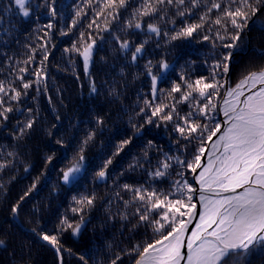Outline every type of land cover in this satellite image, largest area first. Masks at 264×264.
<instances>
[{
  "label": "snow or ice",
  "instance_id": "snow-or-ice-1",
  "mask_svg": "<svg viewBox=\"0 0 264 264\" xmlns=\"http://www.w3.org/2000/svg\"><path fill=\"white\" fill-rule=\"evenodd\" d=\"M65 12L70 23L65 22ZM262 15L264 0H78L60 7L57 0H0V127H7L10 114L26 116L16 121L11 133L18 142L30 134L39 119V96H47L52 103L48 95L49 58L57 47V33L68 37L80 29L76 40L62 51L82 59L90 95H99L109 84L104 81L98 87L90 71L96 63L94 53L104 43L114 45L124 64L136 68L141 67L140 61L148 53L146 45L153 39L156 48H161L178 40L191 43L200 37V42L208 41L213 49L202 63L207 75H197L195 61H188V69L170 80L175 66L167 58L144 62L142 75L149 81L148 92L137 93L136 104V116L143 123L132 124L133 136L115 145L94 179L106 182L111 178L115 158L150 126L171 128L177 134L175 154L148 140L116 174L111 197H98L95 191L73 196L74 206L61 213L50 230L37 231L41 227L37 218L36 227L30 231L54 249L59 264H63V252L75 255L80 264H264V60H253L264 58ZM58 17L59 23L54 22ZM41 18H47V23L40 25ZM26 22L35 27L25 33ZM137 32L148 39L136 43L120 35ZM21 34L29 42L22 46L23 58H18L9 50L13 43L20 46ZM249 53L252 56L244 60ZM74 63L69 57V64ZM119 74L126 79L124 67ZM140 76L133 73L132 80ZM161 83L169 87L161 88ZM116 84L115 80L110 82L108 94L119 97ZM28 100L37 107H27ZM56 119L60 120L59 115ZM94 123L95 128L85 131L73 162L60 169L59 180L65 185H75L87 171L85 149L103 131L104 117L96 116ZM70 127L80 131L78 124ZM55 143L61 148L67 146L63 136ZM20 147L18 143L6 153L0 148V192H6L16 180L20 166L24 173L31 174L33 165ZM56 159L55 152L45 155L44 171L9 205L13 219L21 216L41 178L55 171ZM137 169L143 183H119ZM6 170L13 173L7 180L3 177ZM165 183L167 188L159 187ZM98 199L106 201V219L99 228L118 223L119 235L101 245H95V236L90 237V246L84 252L73 253L61 241L65 233L70 232L79 241L88 232L92 224L88 213ZM41 207L33 205L30 215L38 217ZM24 227L23 222L18 224L20 230ZM92 231L95 233L96 226ZM4 244L0 239V246Z\"/></svg>",
  "mask_w": 264,
  "mask_h": 264
},
{
  "label": "trees",
  "instance_id": "trees-1",
  "mask_svg": "<svg viewBox=\"0 0 264 264\" xmlns=\"http://www.w3.org/2000/svg\"><path fill=\"white\" fill-rule=\"evenodd\" d=\"M77 2L78 0H57V6L72 5ZM68 11H71V9ZM64 15L65 22L70 23L68 12H65ZM89 16H91V13H89ZM261 18L264 19V15ZM15 19L13 17V20ZM54 22L59 23V17ZM87 22V20L84 21L85 25ZM46 23L47 18H41L39 21L40 25ZM34 27V23L26 22L24 32H29ZM79 30H75L76 34H70L68 37H59L58 33L54 36V42L57 43V47L53 50L54 55L49 58L50 79L48 80V95L51 96L52 103L51 105L48 103L45 95L39 96L38 107L40 115L30 134L19 142L13 139L11 133L15 131L14 125L16 121L27 118L17 113L10 114L7 127H0V148H2L3 152L12 151L17 148L19 143L21 146L19 150L28 153L25 159L33 165L30 175L24 173L23 167L20 166L15 173L16 180L7 186L6 192H0V239L5 241V244L0 246V264H59V259L54 249L30 231L31 228L36 227L37 218H39L41 224L37 231L50 230L61 213L66 212L70 206H74L72 205L73 196L88 195L95 191L98 197H104L105 195L111 197L114 192L113 179L116 174L127 167L132 157L140 152L148 140H153L163 151L168 152L171 149L172 153L175 154L177 134L172 133L171 128L165 129L163 126L160 128L150 126L143 132L141 137L134 138L133 145L115 158L111 178L106 182L94 179L95 173L102 166L103 161L111 156L115 150V145L121 139L133 136L134 129L132 124L143 123L142 119L136 116L139 111L136 104L137 93L141 92V90L144 93L148 92L149 81L142 75V65L146 60L151 59L156 62L165 57L170 63H174L175 72L169 77L170 80L176 79L177 74L182 69H188V61H195L194 68L197 75H207L206 67H202V63L213 49L208 41L200 42V37H196L191 43L178 40L173 42L172 45L161 48H156L155 40L153 39L146 45L148 53L140 61V68L126 66L121 56L115 51V46L104 43L101 50L94 53L96 63L90 68V71L96 79L98 87L104 81H109V84L101 88L99 95H90L87 78L83 73L82 59L74 53H63L62 51L65 47H70L73 40H76ZM120 35L122 39H132L136 43L148 39L146 35L139 32L135 35H125L124 33H120ZM252 35L253 37L256 36L255 31ZM18 38L20 46L18 47L13 43L9 51L15 52L18 58H23L25 50L22 46L29 41H26L22 34ZM161 43L163 44V41ZM256 43L257 41L254 39L253 44ZM250 56H252L251 53L243 59L248 60ZM69 57L75 61L74 64H69ZM101 57H104L105 60L101 61ZM39 59L38 55L37 60ZM253 60L258 63L264 58L253 57ZM176 61L178 63H175ZM208 62L211 63V60ZM35 66L33 65V67ZM121 67L125 69L126 79L119 74ZM137 72L141 73V76L138 80L133 81L132 74ZM77 74H79V80L77 79ZM0 78H2V75H0ZM28 78L30 79L31 77ZM236 78L235 76L233 77V82H235ZM113 80L117 82L116 87L120 91L119 97L108 94L110 82ZM159 87L167 89L169 84L161 83ZM30 92L35 95L34 89L30 90ZM140 105L143 106L142 99L140 100ZM26 106L36 108L37 104L28 100ZM184 110L186 111L187 109L185 108ZM57 115L60 117L59 121L56 119ZM96 116L104 117L105 124L103 131L98 132L95 140L89 143L85 149L84 154L89 165L87 171L75 185H65L59 180L60 169L66 168L73 162L85 131L96 127L94 123ZM84 121H92V123H84ZM77 124L80 131L70 127V125ZM54 125L55 127H53ZM49 132H52V135H49ZM61 136L67 142L65 148H61L55 143L56 139ZM73 136L75 137L74 139ZM53 152L57 154V159L54 161L55 171L47 172V180L45 177L41 178L40 183L37 185L39 190L33 192L31 198L24 205L19 218L27 229L20 230L18 228L19 223L11 217L9 205L23 194L26 187L33 182L34 177L39 176L44 171V157L45 155H51ZM187 158L191 159V155ZM153 160H155V157H153ZM12 174L11 171L6 170L3 173V177L7 180ZM141 175L140 170L137 169L135 172L127 173L126 176L119 180V183H143V179H139ZM189 179H191L190 174ZM159 187L167 188L168 185L165 183L159 185ZM125 199H127L126 195ZM37 204L42 206L41 212L38 217H33L30 215V209ZM105 204L106 201L97 200L95 208L88 213L92 218V224L89 225L88 232L79 241L72 237L70 232L65 233L61 241L65 248L71 249L73 253H82L86 247L90 246L88 244L90 237L95 236V245H101L103 241L112 240L114 235H119L117 229L120 225L118 223L115 227L108 224L104 230L99 228V225L106 219L104 215ZM112 211H116L115 205ZM68 215L71 217L70 212ZM93 226H96L95 233L92 231ZM49 234L52 233L49 232ZM137 238L139 239V237ZM125 243L128 242L125 241ZM62 255L64 264H80L75 255H70L67 252H63Z\"/></svg>",
  "mask_w": 264,
  "mask_h": 264
},
{
  "label": "water",
  "instance_id": "water-1",
  "mask_svg": "<svg viewBox=\"0 0 264 264\" xmlns=\"http://www.w3.org/2000/svg\"><path fill=\"white\" fill-rule=\"evenodd\" d=\"M46 98H47V96H46ZM47 101H48V98H47ZM49 103V102H48ZM51 105V104H50ZM222 118V117H221ZM48 179V177L46 178V180ZM39 189H37L36 191H38ZM36 191H34V192H36ZM16 221L18 222V223H20L21 221H20V218H18V219H16ZM195 226V221L193 222V224L192 225H190L189 227H190V229L192 228V227H194ZM25 228V227H24ZM25 229H27V228H25ZM47 243V242H46ZM51 247V246H50ZM52 248V247H51ZM57 254V253H56ZM58 257V256H57ZM58 259H59V257H58ZM63 264H64V259H63Z\"/></svg>",
  "mask_w": 264,
  "mask_h": 264
}]
</instances>
